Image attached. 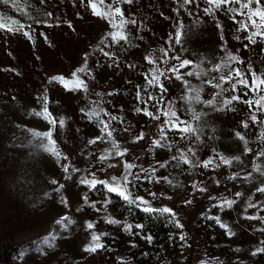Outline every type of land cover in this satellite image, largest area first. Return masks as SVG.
I'll list each match as a JSON object with an SVG mask.
<instances>
[{"label":"rangeland","instance_id":"obj_1","mask_svg":"<svg viewBox=\"0 0 264 264\" xmlns=\"http://www.w3.org/2000/svg\"><path fill=\"white\" fill-rule=\"evenodd\" d=\"M93 2L97 3L98 9L107 10L99 5L98 0ZM104 2L105 5L113 4V0ZM261 4L264 5V0ZM117 6L122 8L126 18L137 21L136 25L130 24L126 28L131 47L124 41L112 43L108 33L116 29L110 26V18L93 14L89 0H44L43 3L41 0H9L7 4L0 0V22L5 27L26 26L23 31L0 29V250L9 249L10 264H130L123 251L116 250L110 257L106 246L95 253L84 251L92 231L103 233L102 223L111 218L112 208L110 204L105 207L108 196L99 200V192L95 193L96 196H89L85 205L82 197L89 188L81 185L79 180L91 172L96 173L97 179L119 175L123 160L135 161L145 168L167 160L165 168L157 169V176H168L171 184L163 180L148 183L141 176L144 182L133 189L136 195L150 200L153 207L172 208L184 225L186 246H182L183 242L179 240L182 230L178 229L180 253L173 257L165 256L157 264H264V253L253 255L256 248L264 247V231L260 230L264 229V219L244 218L253 215L264 218V210H261L264 208V193L256 191L264 185V123L260 122L264 121V111L255 103L264 96V85H260L258 91H249L238 85L234 92L232 84L240 78L234 76L232 81L225 83L219 79L221 73L215 71V65L226 58V52L221 50L223 47L244 61L232 62V67L244 74L249 85L253 81L252 71L264 79V41L258 38L256 45H249L245 50L244 44L248 41L244 37L248 32L238 31L239 25L224 8L216 10L213 17L206 16L195 3L186 6L192 15L183 8L177 15L173 12L178 8L176 0H135L133 4H113V7ZM204 7L207 5L203 3L199 6L200 9ZM236 19L246 20V17L236 16ZM12 21L18 24L13 25ZM118 21L119 17H116ZM180 23L184 25L181 43L171 41L169 56L192 61L180 69V75L188 81V86L203 89L202 100L210 99L215 93L220 94L216 96L214 105L187 101L185 95L192 93H187L188 86L183 80L175 79L171 73L167 79L162 77L161 82L167 89L163 95L173 100L178 115L192 124L200 140L191 133L186 134V139H180L179 132H169L165 147L155 148L150 153L147 147H151V139L158 138L156 125L162 123L163 117L156 121L136 112L137 108L144 107L137 100V88L144 100L149 93L159 99L160 89L149 87L144 74L153 67L166 70L180 63L169 59L167 64H159L160 49H169V34L175 37ZM24 32H28L31 38ZM103 52L113 55L105 57ZM147 56L156 58L157 64L146 62ZM86 60L90 75H79L88 84L87 92L66 91L55 81L49 83V79L57 75L71 79L72 73L84 66ZM188 72L200 75L188 76ZM207 80L221 87L213 88L205 83ZM46 88L49 111L57 120L65 118V127H57L53 132L59 151L68 157L59 162L35 147L38 141L33 140L27 131L31 128L43 132L50 127L46 120L31 114L33 109L39 111L42 108ZM109 92L113 94L108 95ZM245 92L248 94L244 95ZM233 95L240 96L241 100L217 111ZM157 100L149 101V111L154 114L157 113ZM247 100L253 101L251 108L242 102ZM82 108L85 111L102 108L123 120V124L112 122L111 127L117 129L113 138L119 144V150L128 149L126 156L113 154L104 161L98 159L105 149L113 153L117 149H113L107 137L89 144L90 139L100 135L98 121H89L80 111ZM192 109L202 114L199 120L192 118ZM253 113L258 117L255 124L250 120ZM100 119L107 121L109 117L101 112ZM241 121H247L249 128L244 129ZM125 127L127 132L123 130ZM141 131L145 133V139L133 142V134L139 135ZM236 131L244 134V141L234 135ZM30 140H33L32 144H29ZM168 145H171L170 149ZM189 147L195 150V157L187 153ZM245 148L250 151L246 152ZM180 151L186 152L193 164L197 158L209 157L220 163L221 155L228 158L239 156L240 160L233 161L231 165L220 164L219 167H189L184 164L177 167V161L171 157L179 156ZM64 164L70 165L71 178L67 180ZM72 168L80 171L72 172ZM234 173L238 174L236 179H229ZM53 179L58 182L56 185L50 183ZM194 182L207 191L193 189L191 185ZM59 184L64 188L58 193L54 189ZM100 188L103 186L98 185L97 191ZM149 192L156 193V198L152 199ZM236 192L241 196L236 197ZM62 196L68 201L67 207L60 202ZM210 197H215V200ZM225 198L236 201L231 209L221 211L220 207L213 206ZM189 199L192 203L185 204ZM93 202L99 211L91 209ZM249 203L259 204V207L248 208L245 212ZM65 215L73 221L66 230L55 223ZM209 216H219L221 222L228 225L227 229L219 227L224 232L225 241L213 240L212 245H208L206 239L204 241V231L214 236L207 230L217 225L215 220L207 219ZM87 221L94 222L95 228L87 229ZM228 230L234 235L229 236ZM50 232L57 236L54 247H44V254L37 252L32 242ZM24 249L31 250L21 256Z\"/></svg>","mask_w":264,"mask_h":264},{"label":"snow or ice","instance_id":"obj_2","mask_svg":"<svg viewBox=\"0 0 264 264\" xmlns=\"http://www.w3.org/2000/svg\"><path fill=\"white\" fill-rule=\"evenodd\" d=\"M3 3L7 4L9 0H2ZM44 0H41V3H43ZM99 5L103 8H106V11H102L98 9L97 3L93 2V0H89V4L93 9V14L98 16H103L105 18H110L109 23L110 26L113 29H116L115 31H112L108 33V35L111 37L112 43L118 44L120 41H124L127 43L130 47L131 42L129 40V34L126 31V28L128 25H136L137 21L135 19H129L126 18L125 12L122 10L121 7H113V4H133L135 0H113V4L105 5L104 0H98ZM178 3V8H174L173 12H175L177 15H179V9L183 8L186 12H188L189 15H192L193 13L186 7L188 5H191L195 3L197 5V8L200 11H203V13L207 15H212L215 17L216 10H222V8L226 9L228 14H232L231 18L235 23L239 25L238 31H244L248 32V35L244 37L245 40L248 41V43L244 44V49L247 50L249 45H256L258 43V38L260 41H264V5L261 4V0H182V3L179 2V0H176ZM203 3L204 5H207V7H204L202 9L199 8L200 4ZM231 5H238L239 7H231ZM255 5V7H253ZM49 16L52 15V13H48ZM162 15V14H161ZM236 16L246 17V20H237ZM116 17H119V21L116 22ZM13 25H17V21H12ZM50 26V25H49ZM25 25L19 24L18 27L13 26H7L0 22V29H4L6 31L12 32V31H23L25 28ZM30 27V26H28ZM184 25L183 23H180V25L176 29L175 37H173L171 34H169L168 37V43L170 44L169 49L161 48L160 52L162 53V56L159 58V64H167L168 60H177L180 61L178 65L173 64L172 67L165 69H161L160 67H153L149 70V72L144 74V78L146 80V83L149 87H158L160 89L161 95L159 96V99L157 100V97L150 94L147 97V100H144L141 97V90L139 87L137 88V100L138 102H142L144 104V107L137 108L136 112H142V114L152 118L156 121H161V117H163L162 123H158L156 127L159 129L158 138H153L150 141L151 147H147L148 152H152L155 148H164L165 147V141L168 140V133L169 132H179L180 139H186V134L191 133L196 137L197 140H200V136L197 135V130L192 126L191 123L188 121H185L181 119V117L178 115L174 105V102L171 98H165L163 95L167 89L165 88L164 84L161 82V78H169L168 74L171 73L175 76V79L177 80H183V76L180 75V69H183L187 67L188 65L192 64V61L189 59H183L180 60L179 56H169V51H171V41L175 40L176 44L181 43L182 38V29ZM217 27L220 28L221 26L219 23H217ZM25 36H29V39L31 38L28 32H24ZM223 39V37H221ZM140 39H143V37H140ZM239 39V37H237ZM222 51L226 52V58L222 63H219L215 65V71L221 73L219 76V79L225 83H228L232 81L233 77H239L236 81V83L232 84V91H236L238 85H243L244 87L248 88L249 91H258L260 85H264V79H261L257 74L252 71L253 81L252 84L249 85L248 80L244 78V74L234 67H232V62H238V63H244L242 59L238 55H233L231 52H228L226 49L222 47ZM103 51V49H101ZM239 52V49L237 50ZM105 57H111L113 54L109 52H103ZM146 62L152 65L157 64V59L152 56L145 57ZM111 66V65H110ZM131 67V65L129 66ZM196 67H199L197 65ZM249 71H251V64L248 65ZM227 69V71H225ZM90 75L89 68L87 65V60L85 62V65L77 68L71 76V79H66L62 75L53 76L49 79V83H52L53 81L57 82L59 85H61L66 91H88V84L85 82L84 79L81 78V75ZM199 76L200 73H193L188 72L186 75L192 76V75ZM184 84L188 86V81L183 80ZM206 84L212 86L213 88H220V84L213 83L212 80L205 81ZM146 91V89H145ZM187 93H192V95H185L184 99L187 101H195L197 103H203L206 105H214L216 103V96H218L220 93H215L210 99L202 100L201 93L203 91L202 88H192L191 86H188L186 88ZM47 88L44 90V95L42 97V108L37 111L36 109L32 110V115H35L43 120H46L50 127L47 131H38L35 129H27V131L31 134L33 137V140L38 141V143L35 145L38 149L43 150L44 152L49 153L50 155L54 156L57 159V162H59L61 159H68V157L63 156L62 153L59 151V148L57 146L56 140L53 139V132L56 130L57 127L63 129L65 127V118L60 117L59 120H57L56 117L52 115V113L49 111V97L47 95ZM112 92H109L108 95H112ZM248 93L245 92L244 95H247ZM97 95H100L99 93ZM157 100V113L154 114L152 111H149V101ZM241 100L240 96L233 95L230 99H226L223 103V106L221 108H217V111H222L224 109L229 108V106L233 103V101H239ZM261 101H264V96L260 97V100L255 101L256 105L261 108L262 111H264V105H261ZM243 103H246L249 108L252 107L253 101L247 100L242 101ZM159 105H163V107H159ZM231 110V109H230ZM82 113L87 117L89 121L97 120V128L100 132L99 136H96L93 139L89 140V144H95L97 141H103L105 137H107L108 140L111 141L113 149H117L114 153L111 150L105 149L104 153L98 156V159L100 161H104L106 159H109L113 156V154L117 157H124L126 156L128 149L124 148L122 151L119 150V144L117 141L113 138V134L117 131L116 128L111 127L112 122L114 121H120L121 124H123V120L117 116L110 115L107 111L104 109H100L97 111L95 108L89 109L88 111H85V109H80ZM103 112L105 116H108L109 119L103 120L100 119V114ZM193 112V119L199 120L201 113H197L195 109H192ZM250 120L253 124L257 123L258 117L255 113H253L250 117ZM261 123H264V121H260ZM241 126L244 129L249 128V123L247 121H241ZM125 132L128 131V128L125 127L123 129ZM234 135L241 141L245 140V136L242 132L236 131ZM145 139V133L141 131L139 135L133 134L132 140L133 142H137L140 140ZM33 140L29 141V144L33 143ZM169 149L171 148V145H168ZM245 151L248 152L250 149L245 148ZM187 153H191L193 157L196 156V152L193 148L189 147L187 149ZM186 152L180 151L179 156H172L171 160L177 161V167L180 164L188 165L189 167H201V168H209L210 166L219 167L220 164L223 165H231L233 161L240 160L239 156H234L231 158H228L226 156H219L220 163H216V159L213 157H209L207 159H199L197 158L196 164H193L192 159L189 158ZM138 159V158H137ZM168 165V161L165 160L163 162L157 161L156 165H149V167L145 168L140 165H138L135 161L129 162L127 160L122 161V170L119 175H113L111 177L105 178V179H97L96 173L91 172L88 175H84L80 178L79 183L81 185H85L89 188V191L97 190L98 185H102L103 189L108 194H114L128 207L129 211L131 212L132 208H136L138 211H142L149 216H151L153 213H157L160 215L168 214L171 218V221L175 223V226L178 229H181V233L179 235V240L182 243V246H186V234L183 231L184 225L180 222L179 219H177V213L167 206L164 207H153L150 200L145 199L143 196L136 195L133 192V189L137 187L138 184L143 183L144 180H146L148 183H152L153 181L156 183H159L161 180L166 181L167 183L171 184L172 181L169 179L168 176L159 177L157 176V169L158 168H165ZM116 165H109V167H115ZM70 165L64 164L63 170L66 173L65 179L71 178V173L69 172ZM135 169H138V171H134ZM72 172H79V169L72 168ZM238 174H233L232 177H229V179H236ZM251 173H249V176ZM89 176H91V179H89ZM141 176L144 177V180H141ZM53 185H56L58 182L53 179L50 181ZM219 183V181H217ZM191 187L195 190H199L201 192H206L207 189L204 187H199L198 183L194 182ZM64 188L63 184H59L58 187L54 189L55 192H60ZM257 192L264 193V185L256 189ZM47 195V193L45 194ZM149 196L152 197V199L156 198V193L149 192ZM236 197H240L241 193L236 192ZM170 198V197H169ZM84 204H88V193H85L82 197ZM210 199H214L215 197H210ZM251 199V198H249ZM62 204H64L66 207L68 205V201L66 197H61ZM112 200L110 198H106L105 200V207H107L108 204H111ZM192 201L186 200L185 204H191ZM236 203L234 199H222L217 204L213 205L214 207H220L221 211L224 209H231L233 205ZM92 208L96 209V204L93 202L90 205ZM259 207V204H252L249 203L247 207L245 208V212H247L248 208H257ZM99 211V209H96ZM261 210H264L262 208ZM244 218L250 219V220H256V219H264L259 217L258 215L253 216H245ZM209 220H215L216 224L221 228H228V225L221 222V219L219 216H209L207 217ZM57 225H60L63 229H67L73 221L68 217L67 215L60 217L58 220L55 221ZM105 223L107 224H116L119 225L121 222L112 218H107L105 220ZM85 227L89 230H92L95 228V223L91 221L85 222ZM144 227L143 224H130L125 223L123 225V231L131 234L133 228L136 229H142ZM261 231H264V229H260ZM227 234L229 236L234 235V233L231 230L227 231ZM108 234L105 233H97L95 231L91 232L90 241L87 245H85L84 251L95 253L99 249H103L105 247V244L102 242V237L107 236ZM57 239V236L55 233H48L47 235L38 238L37 240L33 241V245L36 246L35 250L37 252L43 253V248H51L54 247L55 240ZM147 241L149 243L152 242V236L149 235L146 237ZM264 243V242H262ZM31 249H24L21 251L20 255L23 256L26 251H30ZM258 253H264V247H258L253 252V255H256ZM202 264H205V262H202Z\"/></svg>","mask_w":264,"mask_h":264},{"label":"trees","instance_id":"obj_3","mask_svg":"<svg viewBox=\"0 0 264 264\" xmlns=\"http://www.w3.org/2000/svg\"><path fill=\"white\" fill-rule=\"evenodd\" d=\"M96 192H99L97 194L99 200H103L106 196L112 200L110 204L112 208L111 218L121 222L119 225L102 223L103 233L106 232L108 234L102 237V240L108 249L110 257H112L114 251L119 250L124 252L130 264H157L165 256L173 257L180 253V241L177 238L178 228L171 221L168 214L153 213L149 216L136 208H132L130 212L119 197L106 193L102 188H100V191L88 190V199L89 196L95 195ZM125 223L143 224L144 227L142 229L133 228L132 233L129 234L123 231ZM207 231L214 234V236H210L204 231L202 236H204V241L206 239L208 245H212L211 242L213 240H226L223 230L217 225ZM149 235L152 236L151 243L146 239ZM8 250V248L0 250V264H10L7 256Z\"/></svg>","mask_w":264,"mask_h":264}]
</instances>
